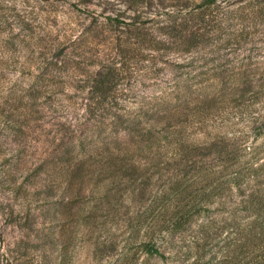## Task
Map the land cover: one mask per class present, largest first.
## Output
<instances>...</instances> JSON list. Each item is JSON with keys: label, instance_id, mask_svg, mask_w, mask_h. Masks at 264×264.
I'll return each instance as SVG.
<instances>
[{"label": "trees", "instance_id": "16d2710c", "mask_svg": "<svg viewBox=\"0 0 264 264\" xmlns=\"http://www.w3.org/2000/svg\"><path fill=\"white\" fill-rule=\"evenodd\" d=\"M166 15L163 19L141 12L125 18L95 17L90 25L106 24L108 32L118 34L107 36L112 47L90 67L81 66L74 54V42L83 30L77 35L74 28L69 30L50 55L34 52L41 43L38 38L26 55L30 34H22L18 44L14 23L0 13V136L14 141V152L4 161L14 159L19 164L29 134L35 137L43 132H35L42 118L51 116L64 99L80 96L84 120L111 118L110 124L123 128L106 133L103 127L94 136L84 130L75 134L78 130L73 132L70 118L61 124L54 122L60 119L56 116L53 122L68 130L60 137V149L57 146L41 158L29 173L42 172L48 178L43 203L75 204L81 211L90 204L92 215L100 219L98 227L108 217L112 224L124 218L121 221L129 228L137 226L142 233L139 244L149 256H162L161 248L172 244V234L192 220L205 234L211 224L219 230L229 227L226 217L221 224L217 214L225 211L235 214L231 226L241 233L240 240L264 234V142L257 144L255 138L246 142L245 136L229 140L219 134L209 144H195L194 125L203 122L194 124L191 118L187 75L180 76L184 88L179 84L178 91L179 78L172 77L160 91L134 88L148 79L158 85L157 65L162 57L189 52L205 37L194 28L197 10H172ZM15 50L20 53L15 55ZM67 85H72L73 94ZM204 109L201 100L198 111ZM15 183L16 193L27 191L22 183ZM198 216L206 220L198 222Z\"/></svg>", "mask_w": 264, "mask_h": 264}, {"label": "rangeland", "instance_id": "374dc122", "mask_svg": "<svg viewBox=\"0 0 264 264\" xmlns=\"http://www.w3.org/2000/svg\"><path fill=\"white\" fill-rule=\"evenodd\" d=\"M181 9L197 10L194 28L205 33L204 39L192 45L189 52L165 54L157 65L158 85L148 79L134 88L146 92L158 87L160 91L167 88L172 77L179 78L178 91L179 84L184 88L180 76L187 75L191 118L194 124L198 120L203 122L194 125L191 138L195 144L205 141L209 144L219 134L224 139L245 136L246 142L255 138L257 144L263 143L264 0L212 3L205 0H0V13L8 15L14 23L17 40L24 37L22 34H30L27 36L32 39L28 49L21 53H31L40 38L39 49L34 52L47 51L50 55L57 41L65 40L64 36L74 28L76 35L83 30L74 42L76 59L81 66L89 64L90 67L96 64V57L112 47L107 36L118 34L108 32L106 24L90 25L95 17L99 20L105 15L125 18L141 12L145 17L163 19L166 13ZM18 44L21 45L20 41ZM19 53L14 51L15 55ZM71 86L67 85L70 91ZM70 91L73 94V89ZM79 97L64 99L51 116L42 118L35 132H43L40 136L34 134L35 137L29 134L19 164L14 159L4 161L14 152V141L0 136V264H264V234L240 240L241 233L236 226H231L236 220L230 211L217 213L220 223L227 220L229 227L219 230L211 224L207 235L192 220L172 234V244L161 248L162 256H149L139 244L141 230L137 226L129 228L128 223L121 221L124 218L112 224L108 217L103 227H98L100 219L92 215L90 204L81 211L75 204L43 203L48 178L44 179L42 172L30 174L29 171L57 146L60 149V137L68 130L54 122L70 118L75 124L73 132L84 130L87 136L97 135L103 127L106 133H112L116 127L123 128V125L110 124L111 118L91 116L84 120L83 114L80 117ZM201 100L205 109L198 111ZM14 183H22L27 191L16 193ZM134 207L132 203L130 209ZM239 218L236 219L240 221ZM204 220L205 217L198 216L196 221ZM212 231L216 232L214 237Z\"/></svg>", "mask_w": 264, "mask_h": 264}]
</instances>
